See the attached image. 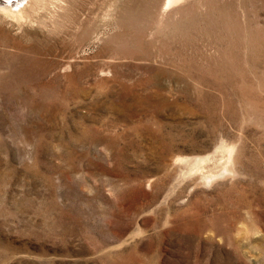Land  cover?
Wrapping results in <instances>:
<instances>
[{"label":"rangeland","instance_id":"374dc122","mask_svg":"<svg viewBox=\"0 0 264 264\" xmlns=\"http://www.w3.org/2000/svg\"><path fill=\"white\" fill-rule=\"evenodd\" d=\"M164 2L0 11V264H264V0Z\"/></svg>","mask_w":264,"mask_h":264},{"label":"bare ground","instance_id":"6f19581e","mask_svg":"<svg viewBox=\"0 0 264 264\" xmlns=\"http://www.w3.org/2000/svg\"><path fill=\"white\" fill-rule=\"evenodd\" d=\"M35 1L36 0H0V11L4 13V15L7 14L8 16H11L12 19L14 18L16 20H20L21 18H24L27 14H29L27 13L29 12L28 9ZM177 1L179 2V0H165L162 7L166 11V9H168L172 3L176 4Z\"/></svg>","mask_w":264,"mask_h":264}]
</instances>
